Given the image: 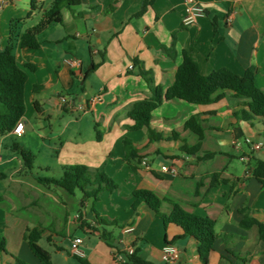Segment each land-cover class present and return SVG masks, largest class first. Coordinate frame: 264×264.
Here are the masks:
<instances>
[{"label":"crops","instance_id":"0c3cea01","mask_svg":"<svg viewBox=\"0 0 264 264\" xmlns=\"http://www.w3.org/2000/svg\"><path fill=\"white\" fill-rule=\"evenodd\" d=\"M149 1L82 0L73 11H62V24L52 23L40 32L39 49H21L19 38L15 42L18 64L37 67L36 71L25 69L27 109L32 107L38 118L53 120L87 106L82 113L93 115L102 134V140H96L91 148L63 142L61 154L69 151L72 157L68 160L85 162L91 170L103 171L115 182H122L94 202L92 198H77L76 191L69 194L45 187L36 179L30 181L24 170L16 169L21 179L11 189L12 210L32 211L19 227L17 255L24 254L26 264H41L24 239L28 228L43 229L40 242L45 239L48 248L41 246L51 254L53 264H80L71 249L75 238L82 239L83 258L90 264H130L126 256L129 248L143 261L165 264L162 250L167 244L178 250L177 264H202L193 237H183L182 229L174 224L165 225L145 203L133 209L137 190L151 191L162 215L170 214L174 202L186 213L214 220L216 243L209 264H264V241L258 227H241L245 217L242 209L264 224V184L252 174L257 163L264 162V117L247 118L249 100L219 91L215 97L223 94L221 101L203 106L177 99L164 101L151 121V129L160 139H150L147 129H129L133 105L151 96L139 70L150 72L156 85L167 90L185 51L194 53L203 75L229 68L242 76L248 68L256 67V83L264 91V0H197L205 16L192 26L183 24L187 0ZM0 2L5 3L0 11L2 51L9 43L11 22L27 17L30 0ZM52 2L44 0L43 9L34 18L16 25L15 35L36 26ZM168 49H173L172 55ZM71 60L80 66L72 68L67 63ZM131 65L135 67L130 69ZM93 66L95 70L86 76ZM60 86L68 97L58 90ZM63 97L68 104L61 103ZM194 116L204 122L201 141L185 126ZM25 119L26 114L24 123ZM172 134L178 137L171 138ZM126 139L133 142L138 159L126 160ZM250 142L263 148L254 150ZM198 144L195 153L182 151ZM213 174H220L214 187ZM2 178H6L3 173ZM19 197H23L22 205L15 203ZM94 209L108 225L96 221ZM54 218L57 228H52ZM128 227L134 231L125 232ZM66 239L68 245L61 241ZM7 252L1 255L0 264L23 262L12 251Z\"/></svg>","mask_w":264,"mask_h":264},{"label":"trees","instance_id":"16d2710c","mask_svg":"<svg viewBox=\"0 0 264 264\" xmlns=\"http://www.w3.org/2000/svg\"><path fill=\"white\" fill-rule=\"evenodd\" d=\"M154 0H150L151 4ZM82 4V0H53L51 6L44 10L39 23L28 28L20 36L15 35L14 28L16 25L25 23L32 19L44 7V0H30V12L24 19H16L11 22L10 39L7 47L0 51V138L9 135L19 121L26 114V84L28 82V73L25 69L36 71L37 67L33 64L26 63L23 68L18 64L14 54L15 42L19 38V46L21 49L36 50L40 47L38 35L40 32L52 23L62 24V11L64 9L73 11V8ZM143 8L142 12L145 11ZM173 49H168V53L172 55ZM135 66H133L134 68ZM96 66L86 71V76L95 70ZM138 74L143 77L151 91L148 99L135 103L129 112V118L133 125L129 127L131 131L148 130L149 138L158 140L161 138L151 129V121L153 112L164 102L171 100H181L193 105H208L219 102L223 99V94L232 92L236 98L249 100L247 106L250 114L247 118L264 117V91L256 83L257 68L250 67L245 74L240 76L229 68H221L211 72L209 75H203L200 67L195 59L194 53L185 51L183 53V62L178 67L175 74L173 84L164 90L162 86L156 85L152 74L145 70H139ZM37 89V87H36ZM222 91L223 94L215 97V94ZM35 108L39 111V104L35 102ZM199 116L189 119L185 126L186 129L192 131L199 136L200 141L204 138V125ZM96 140H102V134L95 125ZM171 138H177L178 134H172ZM126 151V160L138 159L137 150L134 148L131 140H124ZM200 148V144L192 149L184 147L182 151L195 153ZM16 151L24 163L26 174H30L33 170L34 155L31 151L25 150L18 144L14 145ZM254 177L264 184V162H258L252 171ZM220 174L212 175V187L218 183ZM36 181L45 187L60 188L69 194H74L79 190L82 192L84 199L92 198L94 202L98 201L100 195L104 191H113L118 188L116 182L111 179L105 172L100 170H91L85 165H74L67 168L64 175L60 179L49 177H36ZM135 201L132 205L136 209L139 204L145 203L152 209L163 221L165 225L174 224L183 231V237H193L198 243V253L202 264H209L210 255L214 251L216 243V234L214 230V220L209 217H203L197 214H189L182 208L172 203V210L169 215H162L158 209V203L154 194L148 190H137L133 193ZM0 192V203L3 201ZM96 221L102 225H108L97 213ZM245 214L241 222V227L251 229L258 227L260 239L264 241V224L256 219L247 216V209H242ZM44 231L42 228H28L24 239L34 256L41 264H53L51 254L46 251L40 244ZM102 236L107 239V235L103 232ZM8 253L6 250V242L3 239L0 242V257L2 254ZM80 264H90L83 257L75 256ZM130 264H152L141 260L136 254L129 256ZM20 264H26L19 262Z\"/></svg>","mask_w":264,"mask_h":264},{"label":"rangeland","instance_id":"374dc122","mask_svg":"<svg viewBox=\"0 0 264 264\" xmlns=\"http://www.w3.org/2000/svg\"><path fill=\"white\" fill-rule=\"evenodd\" d=\"M58 90L68 97L66 90L61 86ZM30 94L31 91H28V98ZM48 96L50 95L48 94ZM0 109H2L1 105ZM71 120L72 123L69 124V126L68 122ZM25 125L26 131L24 135L17 136L9 134L0 138V174L3 173L6 175V178L0 179V191L5 198L0 204V242L4 239L5 242L8 243L6 245V250L12 251L15 256L26 263V256L24 254L20 257L17 255L20 251L18 245L19 227L20 224H23V219L32 215V211L20 209L18 212L14 213L12 210L14 203H11L13 194L11 189H15V182L21 179V177L15 173V170H25L22 158L14 151V145L18 144L23 149L31 151L34 155L33 170L28 174V179L30 181L32 178L35 179L36 177L60 179L64 175L65 170L70 166L85 165V162L84 164L83 162L78 164L75 162L77 160H68L72 157L69 151L68 153L61 154L63 142H78L83 144L86 148H91L93 143L95 144L96 142V134L93 115L89 112H75L72 114L62 113L59 118L56 117L53 120H45L44 118H38L36 111L29 106L26 110ZM67 125L69 126L68 131H66ZM116 184L122 185V182L116 181ZM30 188L26 191L28 194L32 189ZM75 194L77 198L81 199L83 197L82 192L79 190H77ZM56 198L58 199L57 196ZM23 202V197H19L15 201L17 205H22ZM61 204L64 205L63 203ZM72 215L74 214L72 213ZM53 221L52 228H57L55 224L57 219L54 218ZM61 241L65 245L69 244L68 239ZM40 245L48 248L45 239L40 242Z\"/></svg>","mask_w":264,"mask_h":264},{"label":"built area","instance_id":"2783aa9c","mask_svg":"<svg viewBox=\"0 0 264 264\" xmlns=\"http://www.w3.org/2000/svg\"><path fill=\"white\" fill-rule=\"evenodd\" d=\"M5 3L0 2V11L4 8ZM205 16V9L204 7L197 1V0H187L186 6H185V15L183 19V24L185 26H192L195 24L196 20L200 17ZM72 68H76L80 66V63L77 60H71L67 62ZM130 69H133V65L129 66ZM62 104H68V101L66 98H61ZM79 111L84 112L87 110V106L81 105L78 108ZM25 131V123L21 120L18 122L14 130L12 131L14 135L20 136ZM254 150H260L263 148L262 144H255L251 143ZM245 160V158H243ZM146 164V163H145ZM164 171H168L167 167H163ZM134 231L133 227H128L125 232H132ZM83 241L81 238H75L72 240L71 249L72 254L77 257H84V252L80 248ZM135 254V250L133 248H129L126 252V256H132ZM119 260H121V256L118 257ZM180 255L178 250L175 248V246L171 244H167L163 250H162V261L165 264H177L179 262Z\"/></svg>","mask_w":264,"mask_h":264}]
</instances>
